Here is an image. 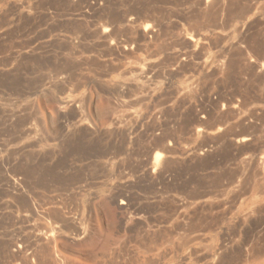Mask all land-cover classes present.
<instances>
[{"label": "rangeland", "instance_id": "1", "mask_svg": "<svg viewBox=\"0 0 264 264\" xmlns=\"http://www.w3.org/2000/svg\"><path fill=\"white\" fill-rule=\"evenodd\" d=\"M211 1L0 0V264H264V0Z\"/></svg>", "mask_w": 264, "mask_h": 264}, {"label": "bare ground", "instance_id": "2", "mask_svg": "<svg viewBox=\"0 0 264 264\" xmlns=\"http://www.w3.org/2000/svg\"><path fill=\"white\" fill-rule=\"evenodd\" d=\"M94 1L99 2V0H94ZM210 1H211V0H210ZM213 1H215V0H213ZM102 2H103V0H102ZM211 2H212V1H211ZM211 2H210V3H211ZM100 3H101V0H100ZM211 5H212V4H211ZM119 16H120V15H119ZM217 16H218V15H217ZM219 17H220V16H219ZM206 18H208V17H206ZM211 19H212V18H211ZM133 20H134V19H133ZM213 20H214V19H213ZM155 23H156V22H155ZM196 24H197V23H196ZM221 25H222V24H221ZM196 26H197V25H196ZM201 26H202V24H201ZM208 26H209V25H208ZM151 27H152V26H151ZM198 28H199V27H198ZM112 29H113V28H112ZM193 29L195 30V28H193ZM201 29H203V28L201 27ZM147 30H149V29H146V31H147ZM151 31H152V30H151ZM105 32H106V31H105ZM148 32H150V31H148ZM103 34H104V33H103ZM105 34H106V33H105ZM154 34H155V33H154ZM150 35H152V34H150ZM197 35H198V34H197ZM145 36H146V34H145ZM195 36H196V35H192L193 38L190 39L191 42H193V43L197 41V39H196ZM153 37H154V35H153ZM156 37H158V36H156ZM107 38H108V36H107ZM109 38H110V37H109ZM202 38H203V37H201V39H202ZM153 39H155V38H153ZM203 39H204V38H203ZM243 41H244V40H243ZM188 42H189V41H188ZM243 44H244V43H243ZM203 46H204V45H203ZM133 48H134V47H133ZM236 50H237V49H236ZM124 51H125V50H124ZM246 51H247V50H246ZM252 51H253V50H252ZM246 53H247V52H246ZM248 55L250 56V54H247V56H248ZM253 55H254V54H253ZM241 57H242V56H241ZM258 57H259V56H258ZM231 58H233V56H232ZM250 58H251V57H250ZM250 58H248V59L250 60ZM260 59H261V58H260ZM242 60H243V59H242ZM249 60H248V61H249ZM261 60H262V59H261ZM227 61H228V60H227ZM229 61H230V60H229ZM263 61H264V60H263ZM223 62H224V61H223ZM257 62H259V61H257ZM225 63H226V62H225ZM225 63H224V65H225ZM228 63H229V62H228ZM228 63H227V64H228ZM252 63H253V62H252ZM263 63H264V62H263ZM239 64H240V62H239ZM254 64H257V63H254ZM222 65H223V64H222ZM222 65H221V66H222ZM224 65H223V66H224ZM229 65H231V64H229ZM221 66H220V67H221ZM223 66H222L221 68H223ZM244 66H245V65H244ZM256 66H258V64H257ZM260 66H261L260 68H262V66H264V65H261V62H260ZM178 67H179V66H178ZM238 67H239V66H238ZM181 68H182V67H181ZM256 68H257V67H256ZM260 68H259V69H260ZM262 69H264V67H263ZM262 69H260L259 74L262 73V72H261ZM144 70H146V69H144ZM134 71H135V70H134ZM134 71H133V72H134ZM136 71H137V70H136ZM143 73H144V72H143ZM143 73H142V74H143ZM147 73H148V72H147ZM255 73H256V71H255ZM138 75H139V74H138ZM143 75H144V74H143ZM136 76H137V75H136ZM139 76H140V75H139ZM139 76H138V77H139ZM140 77L142 78V75H141ZM149 77H150V76H149ZM144 78H145V77H144ZM260 78H262V77H260ZM263 78H264V77H263ZM207 80H208V79H207ZM263 81H264V80H263ZM262 83H263V82H262ZM262 83H261V84H262ZM260 91H261V90H260ZM237 93H238V92H237ZM188 96H189V95H188ZM242 97H243V96H242ZM225 99H226V98H225ZM224 101H225V100H224ZM235 101H236V100H235ZM256 101H257V100H256ZM233 107H234V106H233ZM233 107H232V108H233ZM238 108H239V107H238ZM226 109H227V108H226ZM234 110H235V109H234ZM258 111H259V109H258ZM263 113H264V112H263ZM255 119H256V117H255ZM203 120H204V119H203ZM223 120H224V119H223ZM259 120H260V119H259ZM257 122H258V121H257ZM257 122H256V124H257ZM261 124H262V123H261ZM259 126H260V125H259ZM262 126H263V124H262ZM252 129H253V128H252ZM263 129H264V128H263ZM263 129H262V130H263ZM262 132H263V131H262ZM247 136H248V135H247ZM249 136H250V135H249ZM249 136H248V137H249ZM252 138H253V137H252ZM247 140H248V139H243L242 141H247ZM251 141H252V139H251ZM240 142H241V141H240ZM248 142H249V141H248ZM245 143H246V142H245ZM168 146H169V145H168ZM169 147H170V146H169ZM238 147H239V146H238ZM158 149L160 150V153H158V154L156 155V160H157L158 162H160V161L162 160V158H166V157H164V154H165V153H168V150H167L166 147H160V146H159ZM163 153H164V154H163ZM172 153H173V152H172ZM168 160H169V159H167L166 161H168ZM258 160H259V159H258ZM164 161H165V160L163 159V162H164ZM257 162H258V161H257ZM263 162H264V161H263ZM261 163H262V162H261ZM163 164H164V163H163ZM158 165H160V163H159ZM261 165H262V164H261ZM160 166H161V165H160ZM262 167H263V166H262ZM258 171H259V170H258ZM259 174H260V172H259ZM14 184H15V183H14ZM14 184H13V185H14ZM35 196H36V195H35ZM32 202H33V201H32ZM37 202H38V201H37ZM24 204H25V203H24ZM44 204H45V203H44ZM21 206H22V205H21ZM25 206H27V205H25ZM25 206H24V207H25ZM45 206H46V204H45ZM32 207H33V206H32ZM22 208H23V207H22ZM28 208H29V206H28ZM37 208H38L37 206H34L33 208H30V209H32V210H30V212H32V211H33V212L37 211V210L39 209V208H38V209H37ZM50 209H53V208H50ZM54 209H56V208H54ZM58 209H59V208H58ZM58 209H57V210H58ZM40 210H41V209H40ZM46 210H47V209H46ZM46 210H45V211H46ZM48 210H49V208H48ZM57 210H56V211H57ZM45 211H44V212H45ZM52 211H54V210H52ZM52 211H50V213H52ZM59 211L61 212L60 209H59ZM59 211H58V212H59ZM257 211H258V210H257ZM26 212H27V211H26ZM28 212H29V211H28ZM33 212H32V214H33ZM42 212H43V210H42ZM44 212H43V213H44ZM48 212H49V211H48ZM58 212H57V213L54 212V213H56V214L54 215V217H55V216L57 217V218L55 217V218L57 219V220H55V221H58V222H60L61 224L64 225V222H65L64 218H65L66 216H65V217H64V216L61 217V215H63V214H60V215L58 216V215H57ZM38 213H39V211H38ZM40 213H41V212H40ZM62 213H63V211H62ZM66 214H67V213H66ZM255 214H256V213H255ZM34 215H35V214H34ZM253 215H254V214H253ZM45 216H46V215L44 214L43 218H44ZM46 217H47L46 219L44 218V220H46V221H48V220L51 219V218L48 219L49 215L46 216ZM51 217H53V216H51ZM63 217H64V218H63ZM249 217H250V216H249ZM55 218H54V219H55ZM66 218H67V217H66ZM66 218H65V219H66ZM72 218H73V217H72ZM72 218H71V219H72ZM54 219H53V221H54ZM51 220H52V219H51ZM66 220H69V219H66ZM55 221H54V223H56ZM71 221H72V220H71ZM58 222H57V226H59V225H58ZM52 223H53V222H52ZM52 223H51V225H52ZM54 223H53V224H54ZM65 224L68 225V223H66V222H65ZM74 224H75V223H74ZM48 225H49V224H48ZM39 227H40V226H39ZM41 227L44 228V226H41ZM41 227H40V228H41ZM60 227H61V226H60ZM62 227H63V226H62ZM62 227H61V228H62ZM43 228H41V229H43ZM65 228H66V227H65ZM32 229H34V228H32ZM41 229H40V233H41ZM47 229H48V228L45 227V230H46V231H48ZM49 229H50V228H49ZM53 229H54V228H53ZM56 229H58V228L56 227ZM67 229H69V227H67L65 230L67 231ZM35 231H36V230H35ZM52 231H53V230H52ZM68 231H69V230H68ZM44 232H45V231H44ZM48 232H49V231H48ZM37 233H38V231H37ZM55 233H56V232H55ZM33 234H35V232H34ZM33 234H32L31 236H33ZM46 234H47V233H46ZM50 235H51V234H50ZM50 235H49V236H50ZM29 236H30V235H29ZM26 237H27V236H26ZM51 237H53V235H52ZM55 237H56V236H55ZM55 237H53V238H55ZM19 238H20V237H19ZM29 238H30V237H29ZM34 238H36V237H34ZM22 239H23V238H22ZM38 239H39V238H38ZM38 239H37V240H38ZM40 239H43V238L40 237ZM48 239H49V238H48ZM55 239H56V238H55ZM15 240H16V239H15ZM18 240H19V239H18ZM20 240H21V239H20ZM23 240H24V239H23ZM53 240H54V239H53ZM53 240H52V241H53ZM27 241H28V240H27ZM40 241H41V240H40ZM48 241L51 242L50 239H49ZM15 242H16V241H15ZM17 242H18V241H17ZM37 242H38V241H37ZM24 243L26 244V242H23V244H24ZM34 243H35V242H34ZM34 243H33V245H34ZM21 244H22V243H21ZM30 244H32V243H29V245H30ZM42 244H43V243H42ZM13 245H14V244H13ZM26 245H28V244H26ZM29 245H28V246H29ZM39 245H41V244H39ZM43 245H46V244H43ZM261 245H262V244H261ZM14 246H15V245H14ZM28 246H27V247H28ZM10 247H11V246H10ZM12 247H13V246H12ZM23 247H24V246H23ZM32 247H33V246H32ZM32 247H31V248H32ZM37 247H39V249H41V248H40L41 246H37ZM46 247H47V246H46ZM51 247H52V246H51ZM20 248H21V247H20ZM43 248L45 249V246H44ZM221 248H222V247H221ZM223 248H224V247H223ZM260 248H262V247L260 246ZM22 249H23V248H22ZM22 249H21V250H22ZM39 249H38V250H39ZM48 249H49V247H47V250H48ZM51 249H52V248H51ZM51 249H49V250H50V251H53V250H51ZM36 250H37V249H36ZM54 250H55V249H54ZM222 250H223V249H222ZM22 251H23V250H22ZM22 251H21V252H22ZM29 251H31V250H29ZM32 251H33V250H32ZM39 251H40V250H39ZM39 251H37V252H39ZM44 251H45V250H44ZM55 251H56V250H55ZM218 251H219V250H218ZM249 251H250V250H249ZM258 251H259V249H257V251L254 250L255 253L258 252ZM12 252H13V251H12ZM15 252H16V251H14L13 254H14ZM25 252H27V251H25ZM252 252H253V251H252ZM18 253H19V252H18ZM32 253H33V252H32ZM41 253H42V252H41ZM44 253H45V255H47V254H46L47 252H43V254H44ZM258 253H261V252H258ZM263 253H264V252H263ZM263 253H261V256H262ZM15 254H16V253H15ZM24 254H25V253H24ZM34 254H35V253H34ZM36 254H37V253H36ZM48 254H50V252H49ZM55 254H56V253H55ZM247 254H248V253H247ZM16 255H17V254H16ZM29 255H30V254H29ZM56 255H58V254H56ZM251 255H253V254H251ZM255 255H256V254H255ZM13 256H14V255H13ZM13 256H12V257H13ZM33 256H34V255H33ZM33 256H32V257H33ZM37 256L39 257V256H41V255L37 254ZM37 256L34 257V260H36V259L38 258ZM47 256H48V255H47ZM219 256H220V255H219ZM249 256H250V255H249ZM14 257H15V256H14ZM44 257H45V256H44ZM254 257H256V256H254ZM17 258H18V257H17ZM29 258H30V257H29ZM35 258H36V259H35ZM40 258H41V257H39L38 260H41ZM45 258H47V257H45ZM48 258H50V256H49ZM48 258H47V259H48ZM56 258H57V257H56ZM220 258H221V257H220ZM257 259H259V258L257 257ZM34 260H33V261H34ZM43 260H45V259L43 258ZM49 260H50V259H49ZM9 261H10V260H9ZM47 261H48V260H47ZM53 261H55V260H53ZM57 261H58V260H57ZM5 262H6V261H5ZM35 262H36V261H35ZM40 262H41V261H40ZM44 262H45V261H44ZM44 262H43V263H44ZM59 262H60V261H58L57 263H59ZM241 262H242V261H241ZM38 263H39V262H38ZM41 263H42V262H41ZM43 263H42V264H43ZM35 264H37V262H36ZM39 264H40V263H39Z\"/></svg>", "mask_w": 264, "mask_h": 264}]
</instances>
